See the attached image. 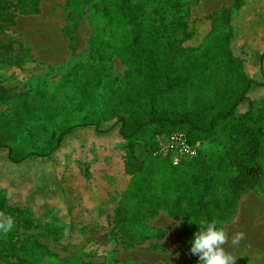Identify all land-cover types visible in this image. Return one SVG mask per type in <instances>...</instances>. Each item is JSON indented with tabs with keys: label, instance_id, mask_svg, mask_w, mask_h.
I'll return each instance as SVG.
<instances>
[{
	"label": "rangeland",
	"instance_id": "rangeland-1",
	"mask_svg": "<svg viewBox=\"0 0 264 264\" xmlns=\"http://www.w3.org/2000/svg\"><path fill=\"white\" fill-rule=\"evenodd\" d=\"M238 3L240 6L231 14V46L242 59L244 71L254 74L257 54L264 50V0ZM199 7L200 0L147 1L143 22L157 36V53L182 43H199L212 25L221 26L217 20H208ZM1 13L12 17L8 21L0 18V132L6 133V142L18 152L48 146L63 128L76 122H98L99 129L105 130L110 126L107 120L115 114L136 121L147 119V107L130 98L126 67L116 54L107 46L90 48L94 30L101 31V42L108 41L103 33L104 21L97 13L89 19L87 8L75 10L73 0H0ZM80 63L85 67L77 69L76 74L88 79L83 91L76 90L81 83L73 78L59 87L65 71ZM37 89L47 93L35 98ZM52 93L54 98H50ZM17 94H23L29 102H39L22 130L13 125L8 129L3 122ZM250 97L255 110L264 112V88ZM164 108L171 116H181L185 104L180 103L176 111L164 102ZM176 129L165 124L157 136L138 138L134 154L139 160L154 157L156 163L177 168L182 160L174 165L170 155L160 150L168 134L181 131ZM190 142L197 145L198 156L212 158L222 152L220 131ZM125 148L116 126L102 132L91 127L74 128L69 140L49 157H28L16 165L0 150V222L11 219L13 223L11 230H0V264H39L45 255L51 258L49 264H137L139 258L159 264L170 259L173 263L197 264V257L184 243V220L178 216L159 210L146 220L131 223L125 232L114 228L109 216L114 202L107 191L120 189L127 178L121 165ZM258 161L262 178L238 198L235 206L224 210V219H232L240 199L244 206L253 196L264 199V140ZM233 176L231 172L216 177L204 200L218 201L221 194L228 193ZM89 198H95L91 201L101 210L97 216H83L90 212ZM68 203L79 206L72 226L67 225ZM65 226L63 238L68 231L76 235L68 245L55 241ZM145 239L148 247L143 244ZM255 250L252 248L253 253Z\"/></svg>",
	"mask_w": 264,
	"mask_h": 264
},
{
	"label": "trees",
	"instance_id": "trees-1",
	"mask_svg": "<svg viewBox=\"0 0 264 264\" xmlns=\"http://www.w3.org/2000/svg\"><path fill=\"white\" fill-rule=\"evenodd\" d=\"M147 1L73 0L75 10L87 8L89 19L95 13L103 19L106 28L103 33L108 41L101 42V31L94 30L89 40L90 48L107 46L116 54L126 67L125 80L130 98L147 107V119L136 121L115 114L112 120H107L110 126L105 130L99 129L98 122H76L63 128L48 146L25 153L8 144L6 133L0 132V150L8 162L16 165L28 157H49L69 140L74 128L91 127L102 132L118 126V133L126 146L121 165L127 178L120 189L113 187L107 191L108 198L114 202L113 212L109 214L114 228L125 232L131 223L146 220L163 210L184 220V239L190 247V240L201 221L217 219L223 228V224L230 221L224 219V210L235 206L238 198L252 190L263 176L258 157L264 140V112L255 110L250 94L264 88V50L257 54L255 73L245 72L242 59L234 54L231 46L234 35L231 14L240 6L238 0H234L230 7L207 16L210 21H219L221 26L212 25L199 43H182L159 54L156 52L159 47L157 36L143 22ZM11 17V14H0L3 21ZM81 67L85 65L80 63L69 67L59 87L73 78L81 83L76 90L83 91L88 79L81 73L76 74ZM46 93L37 89L34 97ZM54 96L52 93L50 98ZM164 102L167 108L176 111L179 104L184 103L183 114L169 115ZM38 103L27 101L23 94L15 95L9 115L3 119L4 124L8 129L13 125L14 129L22 130L33 108L39 107ZM244 104H247L246 108ZM165 124L183 131L192 142L199 137H213L220 131L222 152L212 158L201 154L183 159L182 165L172 169L167 167L169 165L156 163L154 157L139 160L133 152L134 142L145 136H157ZM231 172L234 176L229 180V192L221 194L218 201L206 202L204 196L212 189L214 179ZM92 199L95 198L87 199L90 212L83 214L85 217L97 216L100 210ZM74 200L76 202V198ZM77 208L79 206L68 203L65 209L67 225L72 226ZM66 227L60 228L56 243L68 245L75 241L76 235L69 231L63 238L62 229Z\"/></svg>",
	"mask_w": 264,
	"mask_h": 264
},
{
	"label": "crops",
	"instance_id": "crops-1",
	"mask_svg": "<svg viewBox=\"0 0 264 264\" xmlns=\"http://www.w3.org/2000/svg\"><path fill=\"white\" fill-rule=\"evenodd\" d=\"M233 2L234 0H200L199 10L205 12L207 16L215 10L230 7ZM249 200L250 204L244 206L242 204L244 201L240 199L232 219L228 223L223 224V230L228 237V243L225 245V248L236 257L235 264H264V199L253 196ZM239 231H243L246 234L245 240L241 242L239 247H233L231 245V238ZM183 240L188 245L184 237ZM143 244H146L147 247L149 246L146 239ZM252 248L257 250H255L256 253H253ZM188 249L190 250L189 245ZM49 262H51V258L47 255L40 260V264H49ZM140 262L154 264L158 261L153 260L152 262L150 258L137 259V264ZM173 262L170 259L161 263L179 264Z\"/></svg>",
	"mask_w": 264,
	"mask_h": 264
},
{
	"label": "clouds",
	"instance_id": "clouds-1",
	"mask_svg": "<svg viewBox=\"0 0 264 264\" xmlns=\"http://www.w3.org/2000/svg\"><path fill=\"white\" fill-rule=\"evenodd\" d=\"M217 219L204 220L198 224V230L190 240V252L197 257V264H235L236 257L229 253L225 245L228 237ZM13 227L11 219L0 222V230L9 231ZM243 231L236 232L231 245L239 247L245 240Z\"/></svg>",
	"mask_w": 264,
	"mask_h": 264
},
{
	"label": "built area",
	"instance_id": "built-area-1",
	"mask_svg": "<svg viewBox=\"0 0 264 264\" xmlns=\"http://www.w3.org/2000/svg\"><path fill=\"white\" fill-rule=\"evenodd\" d=\"M161 153L170 155L174 165L180 160L189 159L198 155L197 145L192 144L188 136L181 131L168 134L161 144Z\"/></svg>",
	"mask_w": 264,
	"mask_h": 264
}]
</instances>
